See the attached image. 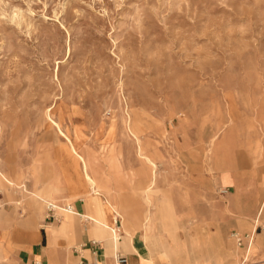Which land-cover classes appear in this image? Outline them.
Here are the masks:
<instances>
[{
  "label": "rangeland",
  "instance_id": "obj_1",
  "mask_svg": "<svg viewBox=\"0 0 264 264\" xmlns=\"http://www.w3.org/2000/svg\"><path fill=\"white\" fill-rule=\"evenodd\" d=\"M262 119L264 0H0L1 193L12 185L10 175L35 197L50 198L55 175L64 182L75 179L73 155L90 197L102 198L113 227L118 221L123 228L135 226L122 209L132 191L130 177L142 166L154 185L159 168L182 239L201 223L219 237L207 254L219 256L222 264H241L231 238L239 231L233 189L223 193L217 175L239 169L252 177L261 170L264 139L257 150L250 133L252 121ZM90 158L95 172L108 180L113 204L90 174ZM196 158L213 181L204 190L186 191L181 177ZM3 176L11 182L6 187ZM68 190L66 185L54 190V199H64ZM154 194L148 190V203ZM78 196L66 200L82 204ZM8 198L21 195L10 191ZM0 199L5 218H29L30 211L20 218L14 213L20 206L4 194ZM224 204L225 212L219 208ZM53 206L62 216L59 224L65 213L75 215ZM46 214L44 205L43 218ZM257 233H264V215ZM136 234L141 243L140 228ZM258 234L252 263L264 261ZM153 249L157 264L198 263L191 248L182 258L168 244L153 240Z\"/></svg>",
  "mask_w": 264,
  "mask_h": 264
},
{
  "label": "crops",
  "instance_id": "obj_2",
  "mask_svg": "<svg viewBox=\"0 0 264 264\" xmlns=\"http://www.w3.org/2000/svg\"><path fill=\"white\" fill-rule=\"evenodd\" d=\"M255 122L253 120L251 123L253 130L250 133V138L254 139L258 150L262 148V140L264 139V119ZM215 147L218 149V144ZM71 156L75 162V179L67 178L64 182L61 174L55 175L51 180L52 196L48 199L35 197L34 191H29L25 182H18L16 178L8 175L12 185L6 188L5 196L9 202L20 206L15 208L14 213L16 212L20 218L27 214V210L30 211V214L28 219L18 221L16 217L5 218L6 216L0 213V264H34L36 261H41L43 264H115V251L125 255L128 258V264H157L158 256L153 249V240L160 242L161 245L166 246L168 244L169 249L178 258H182L191 248L199 255L198 263L194 261L196 264H222V259L219 256L212 257L207 254L209 248L217 246L219 237L211 234L210 231L208 232L203 224L193 225L191 229L194 234L188 240H186L187 238L182 239L183 237L177 233L178 217L172 206L170 190L161 188L162 181H160L161 171L159 168L156 170L157 180L154 185L149 182L142 166L134 178L130 177L129 186L132 191L128 195L124 194L129 200L122 209L126 219L135 222V226H130L128 223L126 227L122 228L117 225L114 228V216L108 212L106 203L102 198L93 199L90 197V189L84 179L81 163L73 155ZM87 161L89 172L98 182L102 194H105L113 204V195L112 191H109L108 180L104 178L102 173L95 172L91 158ZM205 164H208V159L205 160ZM260 171L253 172V180H251V176L245 175L239 169L219 171L217 175L221 191L229 193L228 189H233L231 201L234 214L238 218L235 219V227L239 230L237 233L248 234V230L251 229L249 233L255 236L254 242L247 250L236 245L241 251L240 260L248 259L249 264L264 262H251V254H254L257 248L255 247L258 234L257 227L260 218L264 215V164ZM212 181L213 176L206 174L203 161L196 158V163L189 165L187 173L182 175L180 185L186 191L193 188L204 190L210 186ZM64 185L69 186L67 196L69 199L79 195L76 200L83 203L75 204L76 210L73 211L75 215L65 213L64 224L50 225L51 229L43 227L47 224L46 221L41 222L42 219L46 218V216L43 218L44 205L45 207L55 205L62 211L68 210L67 205L74 206L75 201L69 203L66 200L67 197L62 200H56L53 197V191L62 188ZM151 188L155 192L154 200L152 203H148V190ZM10 191L13 194H20L21 199H9ZM0 194L3 193L0 192ZM2 208L4 205L0 199V209ZM219 208L225 212L227 206L224 204ZM20 209L23 213L19 212ZM148 212L152 215L150 224L146 225L145 219ZM78 220L81 224L78 223ZM157 226H160L162 238L157 236ZM40 227L44 228V233ZM145 227H148V231ZM139 228L142 231L141 243L138 234H136V230ZM125 230L134 235V244L131 242L130 234H126ZM118 233L125 234L122 240H118L116 247L113 240L118 236ZM213 239H217V241H213ZM93 241L100 242L97 255L92 253L93 248L89 246L81 255L76 254L73 250L70 251V248L77 246L76 244L89 245ZM258 241H264V233L258 234ZM148 252L150 258L145 257ZM233 257L235 254L232 255Z\"/></svg>",
  "mask_w": 264,
  "mask_h": 264
},
{
  "label": "built area",
  "instance_id": "obj_3",
  "mask_svg": "<svg viewBox=\"0 0 264 264\" xmlns=\"http://www.w3.org/2000/svg\"><path fill=\"white\" fill-rule=\"evenodd\" d=\"M67 209H68V211L76 210L75 205L73 207H71L70 205H67ZM61 218H62V216H59L57 214V210L55 209V207L53 205H48L45 220L58 222L59 219H61ZM116 225H118V221H116ZM231 238L234 240V242L236 243V245L239 248H244L246 250L249 249L250 246L252 245V243L254 242V236L251 235L250 233L249 234H241V233L233 232L231 234ZM99 245H100V242L93 241L89 245L83 244V245H80L78 247H74L73 251L76 254L81 255L84 253L85 249L88 248V246H89V247L93 248L92 253L94 255H97V253L99 252V248H98ZM114 260H115V264H128V258L125 255L121 254L119 251H115ZM34 264H43V263L41 261H36V262H34ZM241 264H249V262L246 259H243Z\"/></svg>",
  "mask_w": 264,
  "mask_h": 264
},
{
  "label": "bare ground",
  "instance_id": "obj_4",
  "mask_svg": "<svg viewBox=\"0 0 264 264\" xmlns=\"http://www.w3.org/2000/svg\"><path fill=\"white\" fill-rule=\"evenodd\" d=\"M75 153V152H74ZM76 154V153H75ZM77 156H78V154H76ZM1 176H2V174H1ZM4 177V176H3ZM3 180L4 181H1V185H4V187H6V185H8V184H11V182L8 180V179H6V177H4L3 178ZM5 190H2V193L5 195V192H4ZM223 193H226V191H222ZM54 223L55 224H59L60 223V221H58V222H47V224L46 225H48V226H44V227H50V225H54ZM49 229H51V228H49ZM118 235V240L120 241V240H122V238H123V236H124V234L123 233H118L117 234ZM254 236V235H253ZM255 237V236H254ZM132 239V238H131ZM131 242L134 244V240L132 239L131 240ZM117 246H118V243L116 244ZM247 261H248V259H246ZM249 262V261H248Z\"/></svg>",
  "mask_w": 264,
  "mask_h": 264
}]
</instances>
